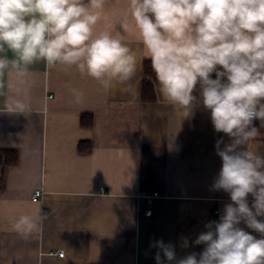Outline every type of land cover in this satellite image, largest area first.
<instances>
[{
  "label": "crops",
  "instance_id": "1",
  "mask_svg": "<svg viewBox=\"0 0 264 264\" xmlns=\"http://www.w3.org/2000/svg\"><path fill=\"white\" fill-rule=\"evenodd\" d=\"M128 2L106 0L96 30L122 36L142 60L129 81L105 89L74 67L42 62L23 83L0 78V149L18 152L0 191V264H156L151 245L158 240L182 258L203 250L194 240L231 203L213 188L222 165L216 141L229 138L215 132L210 112L198 105L187 115L161 95L158 81L156 100L143 101L148 58L137 30L121 28ZM71 88L84 92L81 102ZM13 94L28 106L26 114L5 109ZM83 114L93 116L90 127L81 124ZM81 142L92 151L80 152ZM247 148L264 153V135ZM36 191L42 195L35 202ZM41 211L47 219L40 230L27 238L14 231L21 215Z\"/></svg>",
  "mask_w": 264,
  "mask_h": 264
},
{
  "label": "clouds",
  "instance_id": "2",
  "mask_svg": "<svg viewBox=\"0 0 264 264\" xmlns=\"http://www.w3.org/2000/svg\"><path fill=\"white\" fill-rule=\"evenodd\" d=\"M105 3L0 0V78L23 83L42 62L74 67L105 89L129 81L142 60L122 36L96 30ZM120 23L124 32L137 30L161 95L187 115L202 105L215 132L229 138L216 141L222 165L213 188L231 203L194 240L201 252L177 258L173 244L158 240L151 245L156 264H264V153L247 148L259 134L253 122L264 126V0H129ZM70 91L82 101V90ZM5 109L28 112L18 94L5 99ZM46 219L43 211L21 215L13 229L27 238Z\"/></svg>",
  "mask_w": 264,
  "mask_h": 264
},
{
  "label": "trees",
  "instance_id": "3",
  "mask_svg": "<svg viewBox=\"0 0 264 264\" xmlns=\"http://www.w3.org/2000/svg\"><path fill=\"white\" fill-rule=\"evenodd\" d=\"M142 99L144 102H152L156 100L157 79L151 67L150 59H146L143 63V79H142ZM93 123L91 114H83L81 124L90 127ZM259 129V134L264 135V126L260 125V121L253 122ZM80 152L90 153L92 144L89 142H81L78 146ZM18 152L13 149H0V191L4 187V172L5 169L17 164Z\"/></svg>",
  "mask_w": 264,
  "mask_h": 264
},
{
  "label": "built area",
  "instance_id": "4",
  "mask_svg": "<svg viewBox=\"0 0 264 264\" xmlns=\"http://www.w3.org/2000/svg\"><path fill=\"white\" fill-rule=\"evenodd\" d=\"M41 195H42V192H41V191H36V192H35V195H34V197H33V200H34L35 202L38 201ZM155 195H158V194H155ZM143 213H144L145 216H151V214H152V210L149 209V208H147V209H145V210L143 211ZM64 255H65L64 252H58V256L63 257Z\"/></svg>",
  "mask_w": 264,
  "mask_h": 264
}]
</instances>
